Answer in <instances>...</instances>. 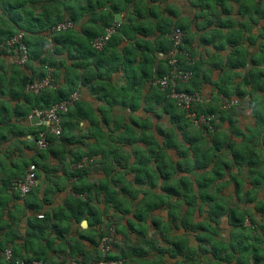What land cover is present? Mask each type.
<instances>
[{
  "label": "trees",
  "instance_id": "trees-1",
  "mask_svg": "<svg viewBox=\"0 0 264 264\" xmlns=\"http://www.w3.org/2000/svg\"><path fill=\"white\" fill-rule=\"evenodd\" d=\"M0 5L1 13L5 15V18L0 19V94L5 93L12 102L8 105L0 99V143L8 140V134L9 138H17L27 132L34 136L40 130L47 132L48 126L45 124H40L41 128L34 131L29 129L30 126L21 128L17 122L27 118L34 110L50 108L81 85H90V79L94 76L90 72L91 64L98 66L101 61L108 64V71H101L95 76H103L105 80L101 89L112 87L108 100L102 99L105 93L97 89L96 98L100 102L96 107L89 108L81 97L76 100L62 114L60 135L47 133L49 145L44 149L51 159L64 163L62 169H58L57 164L53 166L55 174L62 173V183L86 175L88 169L84 167L85 162L94 165L96 169L99 164L105 178L97 183H72V195H68L63 204L52 210H44L48 199L46 195L38 196L37 187L26 195L9 187L18 177L17 170H11L9 175L1 179L0 191H6L8 197L11 194L20 198L23 204L13 206L28 210L30 214L24 217L20 233V221L8 222L0 213V264H15L16 260L64 264L59 254L64 251L73 258L74 264H90L91 261V264H103L105 260L119 259L122 264H167V260L174 258H180L177 264H264V195H259L255 190V183L264 179V168L256 166L264 165V31L256 53H250L247 49L245 38L228 37L234 50L228 57L227 66L232 70L243 67L242 84H221L216 96H211L208 101L193 103L188 111L183 102L171 96L173 91L197 92L198 64L193 51L188 47L189 39L182 25L174 27L182 29V48L190 53L194 61L192 63L184 55H179L178 64L181 69L190 71L191 76L186 82L176 79L175 85L168 82L161 88L155 80L170 74L167 56L172 49L168 37L171 29L158 22L160 36L152 43L126 31L124 21H115V15L122 10L128 9L138 14L149 9L138 1L0 0ZM104 5H108V8ZM151 14L155 13L152 11ZM86 15V24L91 25H84L80 30L73 29ZM64 19L71 21L73 27L55 31L54 26ZM117 22L119 24H115ZM112 26L114 29L101 49H95L93 39L104 36L106 29ZM19 31L23 34L28 59L23 64L11 63L7 69L1 58L5 55L8 59L10 54L1 43ZM138 32L146 34L142 28ZM124 35L131 42L121 45ZM247 40L254 43L253 38ZM119 45L121 51H116L113 60L111 50H116L115 47ZM64 54L70 61V68L65 69V75ZM46 66L53 68L50 72L54 79L53 87H45L37 93L26 91L25 85L28 82L41 79L47 74ZM80 67L84 69L81 74L78 71ZM119 69L126 82L116 86L111 82V74ZM146 83L150 87L144 97L143 109L146 114L153 112L162 118V125H156V133L146 129L151 124L149 116L144 118L131 114L126 117L115 112L116 105L119 110L130 108L134 111L140 107L144 100L141 99V93ZM243 84L248 89H244ZM247 94L251 117L255 121L253 129L246 134L231 117L232 110L229 108L234 105L222 108L220 96L237 99L238 103V99L242 100ZM191 112L196 119L204 116L208 124L195 125L189 117ZM75 116L86 120L84 127L72 120ZM225 120L232 127V132L242 135L238 143L218 129ZM76 125L79 133H73L68 140L64 132L68 129L72 131ZM14 137L9 142H14ZM99 138L105 139L103 147L98 146ZM205 139L208 145L202 149ZM66 140L70 142L67 150L62 146ZM75 144L76 148L71 149ZM53 145L61 148H53ZM169 149L177 153V158L174 159L166 152ZM223 149L224 154L220 153ZM8 152L9 149H6L4 154ZM38 158L42 162L34 158L29 161L36 164L37 177L38 171L46 172L45 167L49 165L45 162V154L38 152ZM65 158L68 159L67 163ZM121 165L122 169H126L125 173ZM233 168L247 169L252 174L250 182L253 187H245V179L233 173ZM224 170L229 172V177L221 184H215V179L224 176ZM178 172L184 174L178 175ZM44 179L49 180L48 175ZM229 182L232 183V187L229 185L228 188L231 192H226ZM141 185L146 188L138 191ZM80 193H85V198H79ZM232 198L233 203L227 207L226 203ZM94 201L96 204L92 203ZM181 203L186 204L184 210L180 209ZM107 208L113 209L122 219L107 222L104 230L100 231L104 215L109 218ZM157 210L168 212V223L160 213L155 215ZM195 212L205 216V219L193 221ZM14 213L11 211L9 216H14ZM223 217L227 236L216 237ZM257 217L260 219L257 223H260L253 230L256 234L251 238L250 230L244 223L247 218L255 223ZM69 218H74L76 223L86 218L88 228L81 229L78 226L71 237H66L71 226ZM111 227L115 235L125 242V248L129 249H120L113 238L110 251L102 256L97 249L98 240ZM175 229L181 232H173ZM160 235L162 241L157 238ZM157 241L159 244L155 245ZM190 241H195L196 246H191ZM8 245L12 257L5 260L1 252ZM116 248L121 252H115ZM155 253H161L163 257L156 258Z\"/></svg>",
  "mask_w": 264,
  "mask_h": 264
},
{
  "label": "crops",
  "instance_id": "crops-1",
  "mask_svg": "<svg viewBox=\"0 0 264 264\" xmlns=\"http://www.w3.org/2000/svg\"><path fill=\"white\" fill-rule=\"evenodd\" d=\"M137 1L140 5L148 7L149 9H146L138 14H133V12L125 9L115 15V20L124 21L126 23V31L128 30L129 33H133L136 38L151 41L152 43H154V41L160 36V31L157 25L158 22H162L171 30L175 25H182L185 29L186 38L189 39L188 47L193 51L195 55L194 58L196 59V63L198 64V77L196 80L197 92L201 96V99L205 101H208L211 96H214L216 94L219 85H237L239 74L242 73L241 76L243 77V67L232 70L227 66L229 61L228 57L234 50L232 49L233 44L228 41V37L232 38L233 36H240L242 39L245 38L246 41H248V38H253L254 43L245 41V46L247 47V49L258 50L259 44L262 41L261 33L264 31V0H135V2ZM129 5L131 6V4ZM104 7L108 8V5H104ZM97 11L100 12V10L98 9ZM152 11L155 14H151ZM87 17L88 15L82 17L79 23L74 26V28L76 27L75 30H80V27L83 28L84 25H87ZM89 25L91 24H88L87 26ZM139 28H142L146 34L138 32ZM122 37L124 38L121 45L131 42L127 39L126 35ZM115 48L116 50L112 49L110 53L113 60L116 51H121L120 45ZM63 56L65 57V75V69L70 68V61L66 59L65 54ZM101 63L102 61L98 64V66H94L91 64L90 72L94 76H92V78L90 79V85H81L77 89L80 92L81 99L91 105L89 106V108L96 107L97 104H99L100 101L96 98L98 91H102L106 96H108L109 93H112V87H106L105 90L101 89V87H104L102 86V83L103 81H105L103 76H95L96 73L100 74L101 71L106 72L109 70L108 64L106 62L102 64ZM78 71L81 74L84 69L80 67L78 68ZM226 74H229V76L226 77ZM232 78H234L233 81ZM99 81H102L101 85L98 83ZM111 82L116 86L125 84L126 81L123 76L122 70L119 69L118 71L115 70L112 72ZM149 87L150 86L146 83L141 93L142 100L147 95ZM2 100L5 101V99ZM144 101L145 99L141 102L140 107H138L134 111H131L130 108H122L119 110V107L116 105L115 112L117 115H120L122 113V116L126 117L130 116L131 114L144 118L146 116L150 117L151 113L146 114L143 109ZM29 116H27V118L23 119L22 121L17 122L18 126L24 128L25 126L37 125L30 122ZM164 116L165 115H163V117ZM72 120L77 122L81 127H84V125L87 123L84 118L82 119L76 116L72 117ZM72 132L74 134L79 133L77 125L72 129ZM13 137L14 136H12V138ZM12 138H9L8 134V140L0 143V155L5 157L6 159L10 158L12 155L20 154L19 150L21 149H25L27 151L31 150L32 152L34 151L30 146H28V144L25 145L30 141L34 145V134L32 135L29 132H27V134L23 133L19 135V137L17 136V138L14 137L16 139L14 142H9ZM21 140L26 141V143L24 144L23 142H21ZM6 149H9V152L7 154H4V151ZM220 153L224 154L225 150L223 149L222 151H220ZM32 157L33 155L31 156L30 160L32 159ZM45 162H48L49 165H55L57 160L52 158L51 162L48 159H46ZM10 171L11 170L7 168L6 163L0 162V186L2 184L1 179L9 175ZM243 171V176H248L249 174H251L247 169ZM60 174L59 172L54 174L52 178L46 182L47 186H43L45 174H42V180L40 179V177H38V183L35 186L39 189V192L37 194L39 197H43L44 195H46L48 199L44 204V210H52L58 205L63 204L65 198L70 194L72 195V191L70 189L72 183L78 182V184L80 185H83L87 182L97 183L101 179L105 178L99 164L98 169H96L95 172H90L88 170V173H86V175H84L83 177H73L67 181L65 180L66 184L62 183L64 182L62 179L64 177ZM20 177L22 176L18 174L17 178ZM247 178L249 179V177ZM3 196L5 198H3ZM76 196L77 195H75V197ZM0 197L2 198L0 199V213H3V219L7 220L8 222L20 221L21 223L19 222V224L21 225L19 232L21 233L22 225L24 224L25 219L24 217L30 214V211L28 212V210L14 207L13 205H22L23 201L20 198L14 197V195L11 196V194L10 197H8L6 191H0ZM78 197L85 198V193H80ZM11 211L15 212L14 216H9V213H11ZM159 213L164 218V221L166 220L167 222L169 220V214L167 211L163 210L159 212V210H157L155 212V215H159ZM195 213L198 214V212ZM41 216L42 215H39V217ZM148 216L150 219H152L151 214H149ZM194 218L195 214L192 216L193 221H195ZM83 219L86 218H82L78 221V223H76L74 218H69L68 221L71 226L69 232L66 234V237H71L73 235V231L78 228V226L81 229H84L80 226V221H82ZM87 228L88 226L85 229ZM14 229L17 230L16 225H14ZM55 240L59 241L60 239ZM18 241L22 242L20 238H18ZM192 242L194 241H190L191 246H196L195 242ZM154 255L159 259L163 257V254L161 253H155ZM156 255L160 256L157 257Z\"/></svg>",
  "mask_w": 264,
  "mask_h": 264
},
{
  "label": "built area",
  "instance_id": "built-area-1",
  "mask_svg": "<svg viewBox=\"0 0 264 264\" xmlns=\"http://www.w3.org/2000/svg\"><path fill=\"white\" fill-rule=\"evenodd\" d=\"M119 24V22L115 23ZM73 27V23L67 19L58 22L54 26L55 31H61L70 29ZM114 26L109 29L104 36H99L93 39L92 45L95 49L100 50L105 40L109 37V34L113 31ZM183 31L180 28H175L170 34V40L172 42V49L168 53V65L170 67V74H166L165 76L158 78L155 80V83H158L161 88L165 86L168 82H171L172 85L176 84V79H179L181 82H186L190 76V71H185L181 69L178 64V56L186 55L188 59V53L182 48V40H183ZM1 46L6 49L7 53H9L10 60L16 64H23L28 59V52L26 44L23 40V34L21 32L16 33L12 37L5 39ZM47 74L41 79H34L32 82H28L25 85L26 91H30L33 93H37L41 89L45 87H53L54 81L50 74V67L46 66ZM172 97L176 98L178 102H183L185 107L190 111V107L193 103L199 101V97L195 93H185V92H175L173 91L171 94ZM80 98V92L78 90L73 91L67 98L61 100L50 106V108L39 111L34 110L31 115H38L40 124H45L48 126L47 132L44 130H40L34 137V144L37 149H46L49 145V139L47 137V133H52L55 136H59L62 131V114L66 113L71 105L74 104L76 100ZM221 106L222 108H229L231 105L237 102V99L230 98L227 96H221ZM189 117L195 125L200 124H208L207 119L204 116H200L199 119L195 118L194 113H189ZM212 128V126H210ZM38 183L37 177V166L35 163H29L27 166V170L23 178L16 179L10 183V188L18 191L21 195L28 194L33 187H35ZM115 236V230L111 227L106 235H103L99 240V250L104 256L107 252L110 251V244L113 241ZM264 244V243H263ZM1 256L5 260H10L12 257L11 247L8 245L1 252ZM104 264H122V260H105ZM15 264H49L45 263L41 260H32V261H24V260H16ZM74 264V262L72 263Z\"/></svg>",
  "mask_w": 264,
  "mask_h": 264
},
{
  "label": "rangeland",
  "instance_id": "rangeland-1",
  "mask_svg": "<svg viewBox=\"0 0 264 264\" xmlns=\"http://www.w3.org/2000/svg\"><path fill=\"white\" fill-rule=\"evenodd\" d=\"M1 6V5H0ZM1 18H5V15H4V13L2 14L1 13V8H0V19ZM115 21H117V20H115ZM6 22H8V21H6ZM76 28V27H75ZM74 28V29H75ZM112 27H108L107 29H106V32L109 30V29H111ZM20 32V31H19ZM249 51H250V53H256L257 52V50L256 49H248ZM1 60H2V64H3V66L5 67V68H7V69H9V66L11 65V62H10V60H9V58L7 59V57L4 55V57H3V59L1 58ZM50 72L52 71V67H50ZM46 72H47V68H46ZM243 73H244V69H243ZM242 73L241 74H239V76H238V80H237V83H238V85H240V84H242ZM234 80V78H232V81ZM53 81H54V79H53ZM101 82L102 81H99L98 83L101 85ZM243 88L244 89H248V86L247 85H244L243 84ZM102 95V94H101ZM3 96V97H2ZM110 97V93L108 94V96H106V95H103V98L102 99H105V100H108V98ZM0 98H2V99H5V101L8 103V105H10V104H12L11 103V101H9V99H8V97H7V95L5 94V93H3V94H0ZM222 99V98H221ZM221 99H220V101H221ZM239 101H238V103L236 102L235 104H233L234 106H232L231 108H229V109H231L232 110V113H231V117H232V119L234 120V123L236 124V126L243 132V133H246L247 134V132H249L250 131V129H253V124H254V119L251 117V111H250V108H249V106H248V94L246 95V96H244L243 97V99L241 100V99H238ZM89 106H91L90 104H88ZM150 114V113H149ZM151 116L149 117L150 118V121H151V124L149 125V126H147V131H149V132H152L151 130H154V132H152V133H156L155 132V130H156V125L157 124H161L162 125V118L161 117H158L156 114H154L153 112L150 114ZM9 116H11V115H9ZM165 117L167 118V116L165 115ZM216 121L217 122H219V120L218 119H216ZM155 126V127H154ZM39 128H41V126L38 124V125H30V128L29 129H32V130H38ZM218 129L219 130H221V131H223V133L222 134H226V135H228V137H230L232 140H234V142L235 143H238L241 139H242V135L241 134H238V132H232V127L230 128L229 126H228V122H227V120H225V121H223L221 124H220V126L218 127ZM64 135L66 136V138L69 140L70 138L69 137H71L72 135H73V132L72 131H70V129H68V130H66L65 132H64ZM161 138V137H160ZM159 138V139H160ZM68 140H66V142H64V144L62 145V146H64L65 147V150H67V146L69 145V143L70 142H68ZM161 140V139H160ZM97 141V140H96ZM21 142H23V140H21ZM25 142V141H24ZM208 140L207 139H205V145L202 147V149H204L207 145H208ZM28 143V145L32 148V150H34L33 152L31 151V150H29V151H27V150H23V149H21V150H19V152H20V154H16V155H12L10 158H5V157H3L2 155H0V162H4V163H6L7 164V168L8 169H10V170H17L18 171V174H20V176H22V177H20V178H17V179H21V178H23V176L25 175V173H26V170H27V166L29 165V160H30V158H31V156L33 155V157L32 158H34V159H36L37 161H39V162H42V161H40V159L38 158V152L39 153H43V154H45L46 155V158L51 162V157L48 155V153H47V151H45L44 149H36L35 148V146L33 145V143L30 141V142H27ZM97 143H98V146H101V147H103L105 144H106V142H105V139H101V138H99V140L97 141ZM184 144H186V143H184ZM186 145H188V144H186ZM53 148H56V149H58V148H61L59 145H53L52 146ZM74 148H76V144L74 145V146H72V148L71 149H74ZM38 150H40V151H38ZM166 152L167 153H169L171 156H173V158L175 159V158H177V153L175 152V151H173V150H171V149H169V150H166ZM229 156V155H228ZM67 158H65V163H67ZM48 163V162H47ZM56 164H57V166H58V169H62V166L64 165V163H59L58 161L56 162ZM53 166H55V165H53V164H51V165H47L46 167H45V171L46 172H44V174L45 175H48V177H49V180L52 178V176L55 174V172H54V168H53ZM257 167H261V169H263L264 168V165H256ZM71 167H73V165L71 166ZM84 167L85 168H87L90 172L92 171V172H95L96 171V167L94 166V165H92V164H88L87 162H85V165H84ZM226 169V168H225ZM258 169V168H257ZM121 170L125 173V170L126 169H122V165H121ZM224 171H226L225 172V174H224V176L223 177H219V178H217V179H215V184L217 183L218 185L219 184H221L223 181H225V179L227 178V177H229V172H227V170H224ZM231 171L233 172V173H237V175H239V176H241V177H243L244 179H245V187H249V186H251V187H253L252 186V183L250 182L251 180H250V178H251V174H249L248 176H243V169L241 168V170H239V169H231ZM42 174H43V172L41 171V170H39L38 171V175H39V177H40V179L42 180L43 178V176H42ZM182 174H184L183 172H178V175H182ZM190 176L191 177H193L194 175L193 174H190ZM246 177H249V179L248 178H246ZM48 181V180H47ZM47 181H45V180H43V183H44V185L43 186H47V184H46V182ZM39 183H40V181H39ZM256 185V187H255V190H257V192H258V194L260 195V193H262L263 195H264V181H263V179H261L260 180V182L259 183H255ZM229 185L232 187V183H230L229 182V184H227V186H226V192H231V190L230 189H228L229 188ZM144 188H146V187H144L143 185H141V186H139L138 187V191H141V190H144ZM157 189H159L158 187H157ZM263 190V191H262ZM16 191V190H15ZM262 191V192H261ZM244 196V195H243ZM242 199H243V197H242ZM232 200H234V198H232V199H230L229 200V202L228 203H226V206L227 207H229L231 204L230 203H233V201ZM92 203H95L96 204V202L94 201V202H92ZM240 206H243L242 205V203H238ZM99 205H101V207L103 206L102 204H99ZM233 205V204H232ZM181 208H183V210L186 208V204L185 203H181V207H180V209ZM108 210H107V216L109 217V218H107L105 215H104V223L103 224H101V229H100V231H102V230H104V228H105V226H106V224H107V222H116V220H118V221H120L121 219H122V217H119L116 213H114V211H113V209H111V208H107ZM106 218V219H105ZM195 221H200V220H204L205 219V216H202V215H198L197 213H195ZM221 222H220V225H219V227H218V230H217V232H216V237H226L227 236V233H226V222H225V218L223 217V218H221V220H220ZM258 221H260V219L257 217L256 219H255V223H252L250 220H249V218H247L246 220H245V223H244V225H245V227H247V228H249V235H250V237L252 236L253 237V235H255L256 234V232L255 231H253L254 229H256V228H258V224L260 223H257ZM21 223V222H20ZM19 225H21V224H19ZM99 231V232H100ZM173 232H175V233H180L181 232V230H173ZM117 235V234H116ZM115 235V244L120 248V249H123L124 251H126V250H128L129 248H125V242L124 241H122V240H120L119 239V237H117ZM160 238L161 239V235L160 236H157V238ZM251 237V238H252ZM99 240H100V238H99ZM99 240H98V244H99ZM161 241H162V239H161ZM161 241H160V243H161ZM195 242V241H194ZM194 242H192V243H194ZM127 244H128V242H126ZM159 244V241H157L156 243H155V245H158ZM97 249L99 250V247L97 246ZM100 251V250H99ZM114 251L115 252H121V251H119V249L118 248H116V249H114ZM101 252V251H100ZM60 254V258L61 259H63L64 260V264H72L74 261H73V258H71L69 255H68V253L67 252H62V253H59ZM103 256V255H102ZM59 258V259H60ZM60 259V260H61ZM178 261H180V258H174V259H169V260H167V264H177L178 263ZM92 263V261L90 262V264ZM104 264V263H103Z\"/></svg>",
  "mask_w": 264,
  "mask_h": 264
},
{
  "label": "water",
  "instance_id": "water-1",
  "mask_svg": "<svg viewBox=\"0 0 264 264\" xmlns=\"http://www.w3.org/2000/svg\"><path fill=\"white\" fill-rule=\"evenodd\" d=\"M29 120L32 124H40L39 116L36 114L29 116ZM80 226L85 229L88 226L87 220L83 219L82 221H80ZM156 256L159 257L160 255Z\"/></svg>",
  "mask_w": 264,
  "mask_h": 264
},
{
  "label": "clouds",
  "instance_id": "clouds-1",
  "mask_svg": "<svg viewBox=\"0 0 264 264\" xmlns=\"http://www.w3.org/2000/svg\"><path fill=\"white\" fill-rule=\"evenodd\" d=\"M175 28H179V27H174V28H172V30H171V32H170V34L172 33V31L175 29ZM181 29V28H180ZM182 30V29H181ZM19 33V32H18ZM170 34L168 35V37H170ZM186 51V50H185ZM187 52V51H186ZM188 53V59L186 58V55H184L185 56V59L187 60V61H191L192 63H193V61H194V58L193 57H191V55H190V53L189 52H187ZM9 60H10V57H9ZM10 62L11 63H13L11 60H10ZM49 67V66H48ZM195 94H197L198 95V97H199V101L200 100H202L201 99V96L199 95V93L198 92H194ZM222 96V95H221ZM220 96V97H221ZM224 96V95H223ZM226 96V95H225ZM228 97V96H227ZM31 116V115H30ZM42 124V123H41ZM40 125V124H39ZM35 137V136H34ZM34 146H35V144H34ZM35 148H36V146H35ZM37 149V148H36ZM120 260V259H119Z\"/></svg>",
  "mask_w": 264,
  "mask_h": 264
}]
</instances>
